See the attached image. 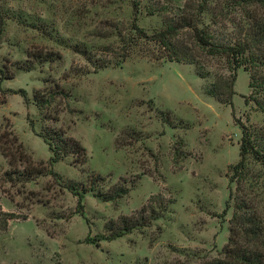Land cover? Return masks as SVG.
<instances>
[{
	"label": "rangeland",
	"instance_id": "rangeland-1",
	"mask_svg": "<svg viewBox=\"0 0 264 264\" xmlns=\"http://www.w3.org/2000/svg\"><path fill=\"white\" fill-rule=\"evenodd\" d=\"M191 14L212 41L232 45L264 20V6L0 0V127L10 121L23 144L19 169L36 171L10 181L0 154V207L16 216L0 230V264H207L257 245L243 229L252 218L264 233V46L254 49L259 66L196 45L195 62L173 59L151 36ZM192 40L188 29L177 36ZM218 79L233 82L231 104L209 92ZM36 94L50 99L45 108ZM243 131L255 152L241 179ZM57 135L85 153L51 164L44 136ZM124 220L135 226L123 230Z\"/></svg>",
	"mask_w": 264,
	"mask_h": 264
},
{
	"label": "trees",
	"instance_id": "trees-1",
	"mask_svg": "<svg viewBox=\"0 0 264 264\" xmlns=\"http://www.w3.org/2000/svg\"><path fill=\"white\" fill-rule=\"evenodd\" d=\"M241 4L249 5H261L264 6V0H237ZM137 5V3H135ZM195 15H181L178 19H171V22L168 25L157 32L155 35L151 36V39L160 42L166 50L169 52V56L176 60H186L191 63L196 61L195 49L198 47L202 51H205L206 54L210 55H220L225 54L227 57L228 63H233L236 66L252 67L259 66L261 60L259 55L254 52V49H260L264 46V20H259L254 18L251 23V31L249 35H246L244 38L235 40L232 45L219 44L218 42L212 41L209 35L203 30L199 29L196 23ZM134 30L136 31V36L148 37V34L143 28H141L135 21L133 22ZM182 29L190 30V35L192 36V41L189 44L179 43L177 41V36L182 32ZM196 45V47H195ZM231 63V64H232ZM264 64V61L262 60ZM236 68V67H235ZM215 82L214 85L210 88L209 92L216 96L219 100L232 103V95L235 93L233 89V82H229V86L222 88V85ZM261 87L264 85V76L259 80ZM228 84V83H227ZM25 98L27 94L24 90H21ZM227 95V97H224ZM35 100L37 105L40 108H45L49 103L50 99L45 98V96L36 94ZM253 138V133L243 131V138L240 148V153L242 159L234 165L235 173L238 172V175L241 176V179L245 177L243 174L245 169V158L247 154L255 152L253 146L251 145ZM52 139V138H51ZM56 142L49 141L44 136V141L48 143L49 148L53 152V156L50 158V163H54L64 158L65 155L69 153H85V148L75 139L63 138L60 135L56 136ZM53 141V140H52ZM0 154L5 156L11 168L6 171V178L10 181L15 180L14 178H25L31 179L35 175L36 171L32 169H24L21 171L18 167V161L24 160L26 154L23 150V144L19 141L17 134L11 126L10 121L7 122L6 127L3 129L0 127ZM41 171V170H38ZM52 171V170H51ZM34 177V176H33ZM72 192L78 195V203L82 206V193L78 191L75 187L72 188ZM125 190L119 189L115 194H124ZM15 216L12 212H6L0 207V230H6L9 226V222ZM251 219V226L249 228H244V237H247L246 241H257V245L251 246V244H246L240 248H231L227 249V255L222 259H217L208 262L207 264H264V233L257 232L258 228L255 227L254 220ZM254 219V218H253ZM123 230H131L135 224L129 223L127 220H124ZM123 232L119 231L117 235H121ZM252 235V236H251Z\"/></svg>",
	"mask_w": 264,
	"mask_h": 264
}]
</instances>
